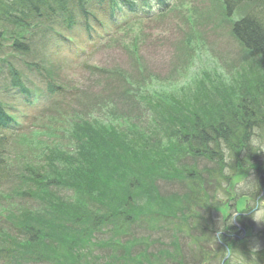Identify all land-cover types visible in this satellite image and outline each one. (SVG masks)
I'll use <instances>...</instances> for the list:
<instances>
[{"label": "trees", "instance_id": "trees-1", "mask_svg": "<svg viewBox=\"0 0 264 264\" xmlns=\"http://www.w3.org/2000/svg\"><path fill=\"white\" fill-rule=\"evenodd\" d=\"M91 1L0 0V51L3 49V42L8 40L12 43L10 49L15 51L13 53L29 51L25 42L34 35L33 29L41 23L42 17L69 12L70 3L79 12L86 13V6ZM108 3V11L112 14L117 11L118 6L121 8L131 6L132 9L135 6L134 0L133 2L108 0ZM132 26V22L126 23L123 30H127L124 37L127 40L131 39L134 52L138 47L139 38L133 33ZM233 31L242 46L259 57L262 71L253 74L245 82L246 86L240 89L239 95L235 92L231 96L227 92L220 91L217 97L208 100L207 105L200 102L198 106L194 104L185 106L183 103H177L174 107L154 106L153 118L156 121L152 122V126L169 122L175 129L178 144L173 145L170 150H161L159 146L150 148L146 145L145 149L136 152L137 144H132L126 131L119 134V127L117 132L112 120H107V123L103 121L101 113L110 114L111 107L109 102L102 103L97 97L80 98L77 103L79 106L68 111L71 114L67 113L65 116L61 114L60 120L63 125L60 133L63 135L68 133L71 137L72 153L65 149L61 142L57 149L54 142L50 145L40 140L41 138L36 139L39 143L37 145L41 148H56L54 160L47 162L50 166L49 173H45L47 169L38 171L41 166L34 163L35 160L22 169L11 165L7 158V137L0 128V191L4 188L9 189L10 191L5 195L9 200L13 197L22 201L27 200L28 197L36 199H38L36 196L40 197L37 200L40 203L38 209H25L23 206L18 219L8 218V222H12L19 233L16 239H13L11 232L0 227V262L27 264L31 260L45 258L49 253L54 254L57 249L71 248L73 251L77 250V247L83 248V245H86V238L97 231L99 222L112 223L118 227L119 233H126V229L131 226L145 228L146 225L142 223L151 224L160 219L171 225L172 230L176 228L179 230L184 226L194 229V225L200 229L202 223L206 222L200 210L206 211L208 202L201 192L204 181L201 174L194 175V168L192 173H187L181 179V185L189 192H186L184 197L174 195L166 198L158 193L155 186L146 185L157 176L165 174L162 168L158 167L160 163L175 166L174 162L181 161L189 154L213 162L217 168L210 172V176L218 182L217 185L219 181L223 183L224 179L226 186L230 185V175L233 172L238 176L243 175L244 172L237 164L246 156L247 162H242L250 164L251 169L260 173L258 184L260 191L263 190L264 164H259L258 159L255 158L256 155L249 146V137H255L254 131L260 130L259 136L261 141H264V3L260 13L242 18L235 23ZM11 74L17 84L18 76H14L13 71ZM199 100L193 98L196 105ZM172 111L180 112L183 118L171 116ZM72 116L69 124L68 119ZM6 119L5 113L0 110V122ZM49 125L51 126L52 123L47 124ZM39 134L41 136V133ZM48 134H56V131H48ZM225 154L228 155L227 160L224 159ZM251 160L255 162L252 163L253 165ZM53 162L64 166L63 170L59 171L53 166ZM130 163L132 168L139 171L141 178H134L130 174ZM25 172L31 175L25 177L23 176ZM207 181L209 185L211 181ZM61 188L74 190L77 195L90 203H96L97 209L107 218L104 221H101L102 218L98 220L99 222H93V219L97 221V215H82L76 205L63 203L64 198L58 193ZM207 212L212 213L211 210ZM15 213L14 209H11L12 217ZM63 218L69 222V228L64 226ZM0 219H2L1 214ZM121 219L124 220V224L120 223ZM228 219L226 218L224 222L222 229L224 232L219 238H215L213 226L208 225L205 230L212 233L204 239L205 242H216V239L218 244L219 240L221 245H218V248H199L192 253L188 261L178 249L171 264H221L227 254L225 247L238 251L248 250L238 248L244 247L247 242L233 238L237 228L232 224L230 226ZM86 221L89 223V228L80 230L79 226ZM239 222L241 224L242 220ZM150 228L152 227H147ZM163 230L168 232L170 228ZM247 233L252 234L253 230L249 228ZM173 243V248H179L176 241ZM138 246L131 242L123 246L125 250L123 255L129 264L134 263L130 250L138 248L140 251ZM111 247L114 248L113 244ZM246 253L248 255L244 256L250 260L251 253L249 251ZM238 259L237 256L229 257L224 264H236L235 261L237 262ZM144 262H147L146 258ZM257 262L264 264V250L258 252Z\"/></svg>", "mask_w": 264, "mask_h": 264}, {"label": "rangeland", "instance_id": "rangeland-1", "mask_svg": "<svg viewBox=\"0 0 264 264\" xmlns=\"http://www.w3.org/2000/svg\"><path fill=\"white\" fill-rule=\"evenodd\" d=\"M258 2L259 0H240V4H243L242 7H246L248 5L252 7ZM183 4L184 6L182 5L178 8L175 6L171 12L153 22L144 23L145 28H140L141 26H138L136 32L139 38V46L137 47L136 52L130 53L131 39H129L126 44L127 49L117 45L112 49L100 51L92 57V62L108 70H124V74L133 75L132 69L137 61H139L136 65L139 67V70L134 78L136 86L135 90L139 94L142 96H153L155 99L162 101L165 96L163 81L172 80V83H174V85L178 88L190 84L189 88L186 89L182 95L189 103L193 102V98H196L193 94H195L200 87L198 75L195 74L201 73L204 68H213L214 64H216L217 72L213 81L214 90L218 91L223 87H228L230 81H235L237 82L235 92L239 95L240 89H243V87L246 86L245 82L251 78L253 74L259 73V59L257 57L244 55L239 44L230 36V24L225 22L222 23V16H220L217 6L211 0H183ZM188 36H193L194 39L196 38L198 46L195 47V51L192 53V59L189 64L187 63L184 65L187 57L180 56V54H183V50H178V48L182 40ZM62 72L63 75H67V77L71 80L75 77L77 84L81 85L80 89H83V87L86 88L85 82L89 78V74L86 76L74 69L70 71L67 68H64ZM122 76H119V78L110 83H108L105 79H101L100 83H96V87H91V89L90 87L86 88V92L87 94L88 92L92 93L90 95L91 99H94L95 96L97 99H100L101 102L105 99H109V101H111L110 104H112V114L110 115L111 119L116 123L119 122L121 118L124 119V124L128 133L139 136L141 130L139 127L135 126H138L140 122L152 123L153 121H156V119L152 117L150 112L145 114L144 109H148L147 106L143 107L144 109L134 107L127 108L124 111L116 110L120 109V101L126 100V103L129 106H132L131 96L129 94H122L120 96L117 95V89L114 87L117 86L119 81L122 79ZM127 79L132 80L129 77H127ZM88 81L89 85L91 81ZM1 83L5 84L3 82ZM119 84L122 85L121 83ZM205 95L213 97L214 91L210 89L206 91ZM201 96L203 98V103H207L209 99L205 98L203 94H201ZM231 96H233V94ZM140 114H142L143 117H140ZM52 130H56L59 134L61 127L59 124H52ZM164 130L171 131L172 128L166 126ZM259 133L260 130L254 131L255 137L258 141H261ZM140 136L144 138V143L147 146L158 147L160 145L155 132L151 133L147 129L145 132L141 133ZM38 137V135H34L29 138V140L34 142ZM46 138L53 140L51 137ZM46 138L43 139L45 140ZM19 143H24L23 138L20 139ZM62 144L64 146H68L66 138L62 139ZM17 149L16 144L14 149L11 150V154H16ZM262 158H264V152L260 159L262 160ZM174 165L175 166H167L166 163L162 162L158 167L160 169L162 168V171L172 178V182L179 185L181 180H175L173 178L182 179L185 177V169L189 167V161L185 160L181 163H174ZM213 165L217 167L215 164ZM199 167L203 170L205 178L207 179L206 171L211 172L213 166L209 162L204 161L199 164ZM45 169L48 170L45 173H49L50 166L47 163L44 164L41 171ZM245 169L247 172L246 175H243L245 179H241V181L237 183L233 181L232 186L234 188L232 190H235V192L232 193V195H229V197L226 194L220 197V204H218V206L225 205L222 204L226 202L224 199L225 197H228L227 204H233L232 197L234 196L236 208L232 207L229 209L231 215L227 220L228 223L230 226L232 223L236 225L239 224V221L242 219L246 218L244 221H248L251 217V223L255 228L254 233L256 234L264 231V224H258L253 219V213L256 211L258 216L264 217V202L257 203L252 198L250 195L249 185L254 182L258 183L260 173L254 170L249 171L247 166ZM28 176L29 174L25 175V177ZM213 182L210 187L215 188L216 190H201V192L203 198L210 196V200L215 202L214 197L215 194L219 192L220 186H215L216 183ZM221 186H223V184H221ZM124 187L126 188L125 185ZM5 189L7 188H4L3 192L10 191L9 189ZM156 189L161 196L166 198L174 196L175 193H178L180 196L182 195V190L176 188V186L172 185V183L166 184L158 180ZM72 192L73 191L70 192L68 189L65 190L64 188L59 190V195L64 198L63 203H67V205H69L72 203L71 201L74 200L79 213L82 215L93 216L101 214L95 208L93 203H90L85 198ZM36 197L38 199L40 198L39 196ZM15 198L16 197H13L14 200ZM261 198H264V190L259 191L258 200ZM38 199L29 198L25 201L19 199L15 205L16 213L13 216V219L16 220L20 217V212L23 206L25 209H38L40 207V203L37 202ZM223 199L225 201H223ZM200 213L204 218L207 217L206 212L200 210ZM226 215H228V210L226 208L223 213H219L218 210H215L211 213L210 220L202 223L200 229L194 225V229H191L189 226H184L179 230L177 228L172 230L171 225L163 219H160L151 224L149 222L142 223V225H146L145 227H152L150 229L146 228L141 230L133 227L128 235L122 238H114L109 241L108 238L110 233L106 231L107 229H99L100 231L97 230L92 233L91 237L89 235L86 238V245H83V248L73 251L72 249L65 250V248L57 249L54 254L49 253L45 258L40 260H31L27 262V264H127L128 260H125L121 248L118 245H116L115 248H110L108 247V243L122 245L128 242H131L134 245H139L138 247L141 249L140 251L138 248L136 250H130L131 259L134 262L132 264H156L157 262L158 264H171L172 260H175L173 256L178 249L181 250V253L188 261L190 260L192 253L199 248H218L220 242L218 241L217 244L216 239V242H205L204 239L208 235H212L211 232L205 230L208 228V225L213 226L216 228L214 230L215 234L216 232L221 231L219 235L221 236L224 231L220 229L221 227L224 229L223 221ZM62 221L64 226L69 228V222L64 218ZM98 225L103 224L102 222H99ZM167 226L170 228V231L168 232L163 230L167 229ZM79 227L80 230H85L89 228V223L86 221L85 224L80 225ZM244 236L245 233L240 231L237 235H235L236 238H233L238 241H245L246 239L243 238ZM12 237L13 239H16L18 236L14 233ZM174 241L178 243L179 248H173ZM248 244L252 245L253 248L257 246H259V248H264V237L258 239L253 238L251 242L249 241L245 243V246ZM143 248L148 249L144 250ZM76 251L79 252L76 256L77 260L74 262L73 258ZM145 258L147 259V262H144ZM185 263L187 262L185 261ZM0 264H6V262L1 261Z\"/></svg>", "mask_w": 264, "mask_h": 264}, {"label": "clouds", "instance_id": "clouds-1", "mask_svg": "<svg viewBox=\"0 0 264 264\" xmlns=\"http://www.w3.org/2000/svg\"><path fill=\"white\" fill-rule=\"evenodd\" d=\"M249 146L252 148L254 152H264V141H258V139L254 136L249 137ZM224 159H228V155L225 154ZM250 195L252 198L257 202H264V198H261L258 200V195L260 191V187L258 183H252L249 185ZM251 203V201H250ZM253 219L258 224H264V217H260L257 215L256 211L253 213ZM228 253V256L231 258L232 256H237L239 259L237 260L236 264H258L257 262V254L259 252V246L254 247L251 250V259H247L241 252L234 249H228L226 251Z\"/></svg>", "mask_w": 264, "mask_h": 264}, {"label": "bare ground", "instance_id": "bare-ground-1", "mask_svg": "<svg viewBox=\"0 0 264 264\" xmlns=\"http://www.w3.org/2000/svg\"><path fill=\"white\" fill-rule=\"evenodd\" d=\"M1 124H2V123L0 122V125H1ZM72 241H73V240H72ZM72 241H71L70 243H72ZM70 243H69V244H70ZM68 248H70V247H68ZM74 248H75V246H74Z\"/></svg>", "mask_w": 264, "mask_h": 264}]
</instances>
